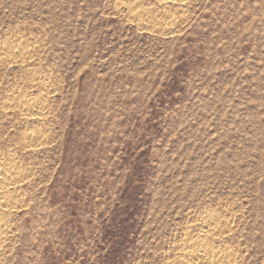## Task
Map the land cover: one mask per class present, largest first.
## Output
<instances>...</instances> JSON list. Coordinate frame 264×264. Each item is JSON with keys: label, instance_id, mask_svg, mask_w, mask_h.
Returning <instances> with one entry per match:
<instances>
[{"label": "rangeland", "instance_id": "374dc122", "mask_svg": "<svg viewBox=\"0 0 264 264\" xmlns=\"http://www.w3.org/2000/svg\"><path fill=\"white\" fill-rule=\"evenodd\" d=\"M117 2L0 0V52L23 48L0 57V159L23 170L1 264H168L203 210L264 264V0H137L148 24Z\"/></svg>", "mask_w": 264, "mask_h": 264}, {"label": "bare ground", "instance_id": "6f19581e", "mask_svg": "<svg viewBox=\"0 0 264 264\" xmlns=\"http://www.w3.org/2000/svg\"><path fill=\"white\" fill-rule=\"evenodd\" d=\"M136 1L137 0H118L117 5L119 8L129 11L133 16H136L137 14L139 16V13L144 14V16L147 17V24L150 23L151 20H154V18H151L153 16L150 15V13L145 9L139 12V6L136 4ZM147 1H154V3L156 2L157 4L169 2V5L179 4L181 6H184L185 4V0ZM172 18L173 17H171L169 14L165 13L161 16H158L157 20L158 22H164V24H172ZM160 22L159 24H161ZM22 53L23 48L21 47L18 40H13L3 46L0 52V57L1 59H10L13 56L20 57ZM34 87L38 88L42 92L40 97L33 98L24 95L23 93V95L20 94V96L18 97L17 104H15L18 109V116L20 115L24 117L26 121L28 118L34 115L42 116L45 110L46 104L42 97L45 96V84L40 82ZM11 105L14 106V104ZM10 110H12V108ZM13 111H16L15 107ZM41 138L42 136L39 131L32 132L29 134L27 133L24 138L26 147L29 149L32 147H36L37 143ZM15 157L16 156H14L9 151L7 155L3 157V160L0 159V261L2 260L5 253V244L15 231L13 223V215L15 214L14 211L17 209L18 206L21 205L18 204V195H16V193L21 190V185L19 186L18 184L23 181V170L22 172L20 171V168L17 164L18 160L16 161ZM193 223L194 225H192L191 223L189 225V228L185 230V232L182 234V237L180 238V243L175 249L172 259L169 261L168 264H240L238 254L231 247H229V245L223 243L221 244V242L225 243L227 239H229V234L233 231L232 225L234 223V220L232 218L225 219L211 210H203L195 219V221H193ZM194 226L196 227L194 228Z\"/></svg>", "mask_w": 264, "mask_h": 264}]
</instances>
